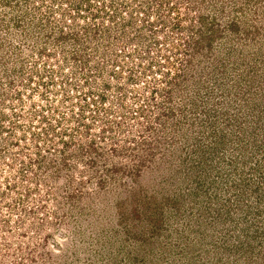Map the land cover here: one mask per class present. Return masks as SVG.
<instances>
[{"label":"rangeland","instance_id":"obj_1","mask_svg":"<svg viewBox=\"0 0 264 264\" xmlns=\"http://www.w3.org/2000/svg\"><path fill=\"white\" fill-rule=\"evenodd\" d=\"M0 264H264V0H0Z\"/></svg>","mask_w":264,"mask_h":264}]
</instances>
